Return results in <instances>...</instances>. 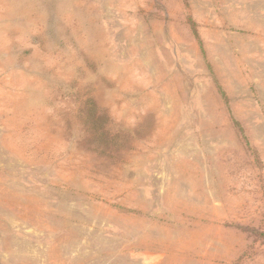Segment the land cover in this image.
Segmentation results:
<instances>
[{
  "label": "rangeland",
  "instance_id": "obj_1",
  "mask_svg": "<svg viewBox=\"0 0 264 264\" xmlns=\"http://www.w3.org/2000/svg\"><path fill=\"white\" fill-rule=\"evenodd\" d=\"M0 264H264V0H0Z\"/></svg>",
  "mask_w": 264,
  "mask_h": 264
}]
</instances>
